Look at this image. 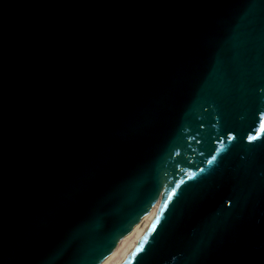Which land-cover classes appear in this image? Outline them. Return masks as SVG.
Masks as SVG:
<instances>
[{"label":"water","instance_id":"water-1","mask_svg":"<svg viewBox=\"0 0 264 264\" xmlns=\"http://www.w3.org/2000/svg\"><path fill=\"white\" fill-rule=\"evenodd\" d=\"M262 111L264 0H0V264H99L165 195L121 264H264Z\"/></svg>","mask_w":264,"mask_h":264},{"label":"bare ground","instance_id":"bare-ground-1","mask_svg":"<svg viewBox=\"0 0 264 264\" xmlns=\"http://www.w3.org/2000/svg\"><path fill=\"white\" fill-rule=\"evenodd\" d=\"M165 198L166 195L162 197L147 213H145L136 227L131 232L128 234L126 233V235L121 237L99 264H121L134 248V245L137 244L142 235L148 229L149 225L162 207Z\"/></svg>","mask_w":264,"mask_h":264},{"label":"snow or ice","instance_id":"snow-or-ice-1","mask_svg":"<svg viewBox=\"0 0 264 264\" xmlns=\"http://www.w3.org/2000/svg\"><path fill=\"white\" fill-rule=\"evenodd\" d=\"M259 124H260V130H261V131H264V111L260 112V120H259ZM259 136H260V131H257V132L255 133V135H253L252 133H249L248 136H247V139H248V141L251 142V141L256 140ZM228 139H229V140L233 139V136H232L231 133H229V135H228ZM209 163H211V161H209ZM173 192H175V189H173ZM171 198H172L171 195H169L168 199H171ZM153 227H155V225H153ZM136 251H137V252L141 251V248H137ZM104 255H105V253L102 252V253L100 254V256L98 257V259H102ZM132 255L135 256L136 253H133ZM128 264H131V262L129 261Z\"/></svg>","mask_w":264,"mask_h":264}]
</instances>
